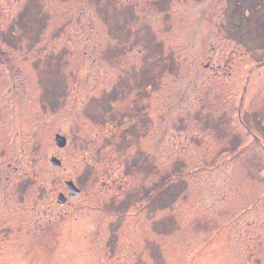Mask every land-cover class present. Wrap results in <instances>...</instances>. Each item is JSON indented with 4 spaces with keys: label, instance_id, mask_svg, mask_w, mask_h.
I'll list each match as a JSON object with an SVG mask.
<instances>
[{
    "label": "rangeland",
    "instance_id": "1",
    "mask_svg": "<svg viewBox=\"0 0 264 264\" xmlns=\"http://www.w3.org/2000/svg\"><path fill=\"white\" fill-rule=\"evenodd\" d=\"M0 264H264V0H0Z\"/></svg>",
    "mask_w": 264,
    "mask_h": 264
},
{
    "label": "flooded vegetation",
    "instance_id": "2",
    "mask_svg": "<svg viewBox=\"0 0 264 264\" xmlns=\"http://www.w3.org/2000/svg\"><path fill=\"white\" fill-rule=\"evenodd\" d=\"M135 95H136V93L134 94V98H135ZM133 103H134V105H132L131 104V106H130V108H133L134 109V111H135V113H136V120H135V124L138 122L139 123V126L140 125H142V123L144 122V119H142V116H141V113H142V111H141V108H142V103H141V101L140 100H133ZM128 112H130L131 110L130 109H128L127 110ZM111 112V111H110ZM121 113H123V111H122V109H121ZM109 116H110V114H109ZM116 120H117V122H115L114 124H113V126H114V129H112L113 131L116 129V127L117 126H120V116H119V114H117V118H116ZM154 121H155V118H154ZM119 122V123H118ZM143 128H145V129H156L155 128V125H154V122H153V120H152V118L150 117V121L148 122V118H147V125H143V126H140V128H139V131H141V130H143ZM112 130H109V136H111V134H112ZM117 132H119V130H117ZM56 134V133H55ZM108 136V137H109ZM66 145V144H65ZM64 145V146H65ZM63 146V147H64ZM112 187V185H109V186H105L104 188V190L105 191H108V190H110V188ZM65 195V194H64ZM79 195V193H77L76 195H74V196H69L70 198H73V199H75L77 196ZM73 199H70L69 201H71V200H73ZM68 201V199H67V197H66V199H65V201L63 202V203H59V204H65L66 202Z\"/></svg>",
    "mask_w": 264,
    "mask_h": 264
},
{
    "label": "water",
    "instance_id": "3",
    "mask_svg": "<svg viewBox=\"0 0 264 264\" xmlns=\"http://www.w3.org/2000/svg\"><path fill=\"white\" fill-rule=\"evenodd\" d=\"M55 143L59 146L62 147L66 144V137L60 133H56L55 134ZM50 162L52 163V165L54 166H59L61 164V160L56 157V156H51L50 158ZM66 184V189H67V194L68 196H74L77 193L80 192V189L75 185V183L71 180L68 179L65 181ZM66 199V196L64 195L63 192H59L58 196H57V201L59 203L64 202Z\"/></svg>",
    "mask_w": 264,
    "mask_h": 264
}]
</instances>
